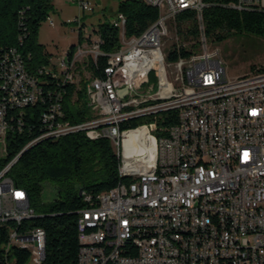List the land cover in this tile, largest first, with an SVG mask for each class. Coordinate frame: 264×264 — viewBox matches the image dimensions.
<instances>
[{
  "label": "built area",
  "instance_id": "obj_1",
  "mask_svg": "<svg viewBox=\"0 0 264 264\" xmlns=\"http://www.w3.org/2000/svg\"><path fill=\"white\" fill-rule=\"evenodd\" d=\"M140 1L158 9L157 19L126 38L125 18L117 13L110 21L120 33L113 52L103 53L92 31L71 56L34 73L15 48L2 56L4 152L7 109L37 102L45 105L43 130L31 143L79 133L111 144L120 181L95 196L80 190L85 206L76 212L78 264H264V68L227 77L219 53L208 50L202 0ZM245 6L264 9V0H238L231 7ZM78 9L93 10L81 0ZM183 12L195 14L200 51L169 61L172 46L177 54L187 48L178 39L165 46L169 25ZM66 23L81 30L79 17ZM100 56L106 66L92 76L86 63ZM81 72L90 116L70 123L59 87L74 86L76 100ZM150 74L155 86L139 91V78ZM48 82L57 88L44 90ZM138 119L143 122L130 126ZM15 161L0 171V226L15 224L6 249L25 248L34 264H42L45 231H19L23 218L35 214L25 191L7 176ZM127 242L139 243V251L127 250Z\"/></svg>",
  "mask_w": 264,
  "mask_h": 264
},
{
  "label": "trees",
  "instance_id": "obj_2",
  "mask_svg": "<svg viewBox=\"0 0 264 264\" xmlns=\"http://www.w3.org/2000/svg\"><path fill=\"white\" fill-rule=\"evenodd\" d=\"M206 8L202 14L205 37L213 43H221L231 36L243 33L264 38V9L259 6L233 9L238 0H202ZM51 4L48 0H0V60L12 48L24 58L27 70L51 66L50 54L36 41L41 23L47 18ZM117 13L125 18L124 36L131 38L141 34L158 17V9L144 5L140 0H118ZM176 33L191 39L189 48H181L177 54L171 47L168 60L178 56L187 58L198 48L197 20L193 12H183L174 21ZM188 26L186 32L182 26ZM81 31V30H80ZM78 33V43L82 34ZM92 31L101 39L100 49L110 53L118 49L120 33L110 22L99 23ZM77 51L71 46L68 54ZM86 69L92 76L100 75L106 66V58L96 62L88 59ZM252 67L250 71H254ZM47 78V77H46ZM47 80L50 81L49 77ZM77 99L73 100L74 86L60 84L63 91V110L70 123H77L90 116L84 102V80L80 82ZM54 82L45 83L44 90H53ZM2 92L0 90V102ZM45 105L37 102L22 109L9 108L5 120L9 129L5 135V155L0 156V171L16 158L7 176L16 187L25 191L34 218L23 221L19 231L42 228L45 231V258L42 264H78L76 212L85 206L80 190L95 196L106 192L120 181L117 168L118 156L109 141L90 140L83 134H73L57 140L45 139L31 143L41 134V120ZM135 120L130 126L142 123ZM45 184H53L55 199L45 202ZM15 224L0 226V264H27L30 253L16 245L6 249L9 230Z\"/></svg>",
  "mask_w": 264,
  "mask_h": 264
},
{
  "label": "rangeland",
  "instance_id": "obj_3",
  "mask_svg": "<svg viewBox=\"0 0 264 264\" xmlns=\"http://www.w3.org/2000/svg\"><path fill=\"white\" fill-rule=\"evenodd\" d=\"M51 4L47 18L41 23L37 34L36 41L39 45L46 48L50 54L49 61L51 65H56L62 56H64L71 46L78 45V26L72 22L76 18L81 21V34L84 36L92 32V28L99 23L112 21L117 12L118 0H81L88 2L93 8L92 12L81 14L78 9L80 0H48ZM52 22V24H50ZM188 26H182L185 33ZM175 23L169 25V35L166 39L165 46H170L178 39V43L189 48L194 41L184 39L176 33ZM83 42V40L81 41ZM198 42V39H197ZM209 51H217L218 58L224 64L226 75L233 79L250 72L251 68H264V38L251 34H240L231 36L221 43H213L207 39ZM198 50L200 46L198 43ZM80 69L81 68V65ZM80 81L86 79V75L80 73ZM137 89L144 91L148 86H155L156 78L153 74L147 77H140ZM4 144L0 142V156H4ZM55 188L53 184H45L43 200L49 202L55 199ZM27 264H34L32 255Z\"/></svg>",
  "mask_w": 264,
  "mask_h": 264
},
{
  "label": "bare ground",
  "instance_id": "obj_4",
  "mask_svg": "<svg viewBox=\"0 0 264 264\" xmlns=\"http://www.w3.org/2000/svg\"><path fill=\"white\" fill-rule=\"evenodd\" d=\"M105 128H112V121H105ZM31 218H23V221L29 220ZM127 250L130 251H139V243L136 242H127ZM79 255V252H78Z\"/></svg>",
  "mask_w": 264,
  "mask_h": 264
},
{
  "label": "water",
  "instance_id": "obj_5",
  "mask_svg": "<svg viewBox=\"0 0 264 264\" xmlns=\"http://www.w3.org/2000/svg\"><path fill=\"white\" fill-rule=\"evenodd\" d=\"M79 31V30H78Z\"/></svg>",
  "mask_w": 264,
  "mask_h": 264
}]
</instances>
